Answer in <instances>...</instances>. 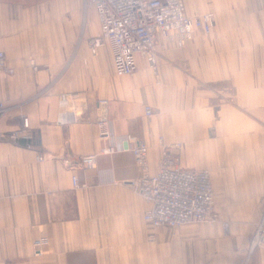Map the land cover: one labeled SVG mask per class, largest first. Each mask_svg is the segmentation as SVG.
I'll return each mask as SVG.
<instances>
[{"label":"crops","instance_id":"obj_1","mask_svg":"<svg viewBox=\"0 0 264 264\" xmlns=\"http://www.w3.org/2000/svg\"><path fill=\"white\" fill-rule=\"evenodd\" d=\"M184 4L214 11L212 33L197 29L184 47L161 40L156 69L139 58L119 75L110 43L92 51L100 22L87 0H0L12 69L0 71V264H264V247L249 250L264 213V0ZM100 99L117 134L145 138L149 173L162 139L184 143V166L210 172L217 218L154 227L130 184L143 174L131 151L81 164L105 143ZM17 129L32 146L7 138Z\"/></svg>","mask_w":264,"mask_h":264},{"label":"built area","instance_id":"obj_2","mask_svg":"<svg viewBox=\"0 0 264 264\" xmlns=\"http://www.w3.org/2000/svg\"><path fill=\"white\" fill-rule=\"evenodd\" d=\"M98 14L100 31L89 39L92 51L109 40L113 49V60L117 74L126 75L138 70L139 58L148 62L156 60L157 44L165 40L171 44L184 45L200 29L211 33L215 20L214 11H205L195 17L184 13L182 0H87ZM199 30V31H200ZM11 68L4 66V52L0 51V71ZM68 100L67 94L61 96V104ZM102 115L98 118V134L105 141L98 152L79 158L84 167H94L99 154H113L121 150L131 151L137 163L143 169V175L130 184L154 203V208L146 213V218L155 226L166 224L176 226L188 220H207L213 217V201L209 191L208 174L197 169H187L180 165V153L170 148V144L161 141L163 147L159 169L156 174L148 172V145L144 137L134 134H117L113 120L105 113L108 100L100 99ZM9 108L0 98V118ZM146 114L153 113L147 107ZM68 114V113H66ZM67 116V115H66ZM68 117V116H67ZM62 120H67L65 117ZM23 130H12L10 138L18 142L20 138H32V134ZM2 133H0V138ZM28 146H32L29 142ZM176 148L180 144L176 143ZM38 159L46 158L39 152ZM73 184L80 187L83 183L77 174L73 175ZM209 195H206V191ZM170 196L181 200L177 205ZM161 211L160 215L157 210ZM264 224L254 232L252 239L263 235ZM45 239L35 240L38 247L44 245Z\"/></svg>","mask_w":264,"mask_h":264},{"label":"bare ground","instance_id":"obj_3","mask_svg":"<svg viewBox=\"0 0 264 264\" xmlns=\"http://www.w3.org/2000/svg\"><path fill=\"white\" fill-rule=\"evenodd\" d=\"M183 1V4H184V0H182ZM207 11H211V10H207ZM205 12V11H204ZM184 13H185V15L186 16H188V17H195L196 15H189L187 12H186V10H185V4H184ZM202 13V12H201ZM200 13V14H201ZM197 15H199V14H197ZM99 18V17H98ZM100 22V21H99ZM214 24H215V20H214ZM214 24H213V26H212V30H213V27H214ZM197 30V29H196ZM198 30H200V29H198ZM206 34V33H205ZM192 39V38H191ZM106 43H110L111 44V42L109 41V40H106L105 41V43L104 44H106ZM188 43V41L184 44V45H182V46H180V45H177L176 44V46H178V47H184L186 44ZM111 48H112V44H111ZM0 51H2V52H4L3 50H1L0 49ZM112 51H113V49H112ZM154 64H155V69H156V60L153 62ZM4 66L5 67H8L7 66V64H6V55H5V52H4ZM3 71V70H2ZM1 98V97H0ZM148 107V106H147ZM146 107V108H147ZM149 107H151V108H153L152 106H149ZM163 140V139H162ZM161 140V141H162ZM147 143V142H146ZM148 145V144H147ZM148 152H149V147H148ZM45 159V158H44ZM44 159H41V160H44ZM38 160H40V159H38ZM195 169H197V171H205L207 174H208V182H209V191H210V193H211V198H212V201H213V204L215 205V198H214V192H213V185H212V180H211V175H210V172H209V170H207V169H205V168H195ZM148 172H149V158H148ZM158 172V171H157ZM157 172H155V173H150V174H156ZM206 191V190H205ZM143 195V194H142ZM206 195H209V193H208V191H206ZM145 198H146V200L149 202V207L146 209V211H145V213H144V217H145V219L149 222V224H151L152 226H154L147 218H146V213L147 212H149V211H151L153 208H154V203L151 201V200H148L147 199V197L145 196V195H143ZM170 199H172V200H174L175 202L174 203H176L177 205H179L178 203L181 201V200H179L177 197H172V196H170ZM157 212L160 214V215H163L162 213H161V211L159 210V208H158V210H157ZM215 219V216H214V212H213V217L211 218V219H207V220H188V221H185V222H183L182 224H178V225H176V226H173V227H178V226H181V225H184V224H187V223H191V222H206V221H210V220H214ZM261 223L262 224H264V222L262 221V222H260L257 226H256V228H255V230L253 231V232H255L260 226H261ZM155 227V226H154ZM162 227V226H161ZM256 247H264V233H263V235H258V236H256V238H253L252 239V237L250 238V242H249V250L252 252V250H254Z\"/></svg>","mask_w":264,"mask_h":264},{"label":"rangeland","instance_id":"obj_4","mask_svg":"<svg viewBox=\"0 0 264 264\" xmlns=\"http://www.w3.org/2000/svg\"><path fill=\"white\" fill-rule=\"evenodd\" d=\"M215 25V24H214ZM201 31V30H200ZM213 31V30H212ZM212 33V32H211ZM211 33H206V34H211ZM194 37V36H193ZM10 133L11 132H9L8 133V135H7V138H9L10 140H13V139H11L10 138ZM135 134V133H134ZM141 136V135H140ZM20 139H22V138H20ZM166 143H168V144H170V148H172L174 151L175 150H177L178 151V153H180V165L182 166V167H184V168H187V169H195V167H186V166H184V164L182 163V148L184 147V143L183 142H181V141H175V142H169V141H165ZM179 143L180 144V148L179 149H177L176 148V143ZM162 150H163V147H162V145H161V154H160V159H161V155H162ZM159 159V160H160ZM139 165V164H138ZM140 166V165H139ZM141 167V166H140ZM158 167H159V165H158ZM142 168V167H141ZM211 171V170H210ZM143 175V174H142ZM141 175V176H142ZM140 176V177H141ZM212 210H213V212H214V216H215V218H217L218 217V215H217V212H218V210H217V204L216 205H213V208H212ZM234 214H236V212H233ZM239 214V213H238ZM260 220L261 221H264V213H263V215L261 216V218H260ZM260 221V222H261ZM166 226H168V227H173V226H171V225H168V224H166ZM253 234H254V232L251 234V237L253 236ZM37 239H39V238H37ZM42 239H45L46 240V242H45V244L48 242V240L46 239V238H44V237H42ZM42 248H43V245L42 246H40V247H38V249H40V252H42Z\"/></svg>","mask_w":264,"mask_h":264},{"label":"trees","instance_id":"obj_5","mask_svg":"<svg viewBox=\"0 0 264 264\" xmlns=\"http://www.w3.org/2000/svg\"><path fill=\"white\" fill-rule=\"evenodd\" d=\"M18 142L27 145L30 141L22 138V139H19Z\"/></svg>","mask_w":264,"mask_h":264}]
</instances>
